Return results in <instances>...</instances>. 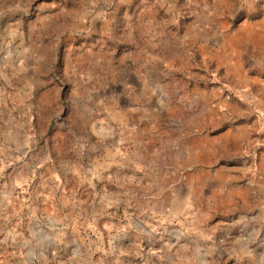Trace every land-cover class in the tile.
<instances>
[{
    "label": "rangeland",
    "instance_id": "1",
    "mask_svg": "<svg viewBox=\"0 0 264 264\" xmlns=\"http://www.w3.org/2000/svg\"><path fill=\"white\" fill-rule=\"evenodd\" d=\"M0 264H264V0H0Z\"/></svg>",
    "mask_w": 264,
    "mask_h": 264
},
{
    "label": "crops",
    "instance_id": "2",
    "mask_svg": "<svg viewBox=\"0 0 264 264\" xmlns=\"http://www.w3.org/2000/svg\"><path fill=\"white\" fill-rule=\"evenodd\" d=\"M7 202H8V203H7V204H8L7 210H8V211H6V212H8V213H9V212H10V210H11V208H9V207H10V205H11V203H9V201H7ZM244 259H246V258H244ZM259 262H261V261H259Z\"/></svg>",
    "mask_w": 264,
    "mask_h": 264
}]
</instances>
